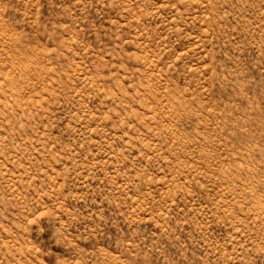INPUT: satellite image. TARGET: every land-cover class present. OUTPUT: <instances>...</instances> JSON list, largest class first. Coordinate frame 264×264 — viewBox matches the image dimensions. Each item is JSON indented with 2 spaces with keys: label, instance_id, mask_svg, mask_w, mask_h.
Instances as JSON below:
<instances>
[{
  "label": "rangeland",
  "instance_id": "374dc122",
  "mask_svg": "<svg viewBox=\"0 0 264 264\" xmlns=\"http://www.w3.org/2000/svg\"><path fill=\"white\" fill-rule=\"evenodd\" d=\"M0 264H264V0H0Z\"/></svg>",
  "mask_w": 264,
  "mask_h": 264
}]
</instances>
